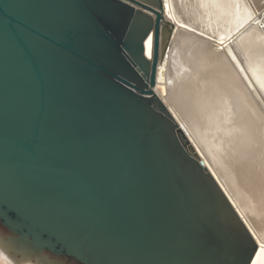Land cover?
Returning <instances> with one entry per match:
<instances>
[{
  "label": "water",
  "instance_id": "water-1",
  "mask_svg": "<svg viewBox=\"0 0 264 264\" xmlns=\"http://www.w3.org/2000/svg\"><path fill=\"white\" fill-rule=\"evenodd\" d=\"M162 12L0 0V251L13 263L253 264L259 244L154 92L173 36Z\"/></svg>",
  "mask_w": 264,
  "mask_h": 264
},
{
  "label": "bare ground",
  "instance_id": "bare-ground-1",
  "mask_svg": "<svg viewBox=\"0 0 264 264\" xmlns=\"http://www.w3.org/2000/svg\"><path fill=\"white\" fill-rule=\"evenodd\" d=\"M162 2L173 36L154 92L253 234L259 257L264 252V0ZM0 264L15 263L0 251Z\"/></svg>",
  "mask_w": 264,
  "mask_h": 264
},
{
  "label": "snow or ice",
  "instance_id": "snow-or-ice-1",
  "mask_svg": "<svg viewBox=\"0 0 264 264\" xmlns=\"http://www.w3.org/2000/svg\"><path fill=\"white\" fill-rule=\"evenodd\" d=\"M250 259L253 260L255 264H264V252H261L259 257L253 255Z\"/></svg>",
  "mask_w": 264,
  "mask_h": 264
}]
</instances>
